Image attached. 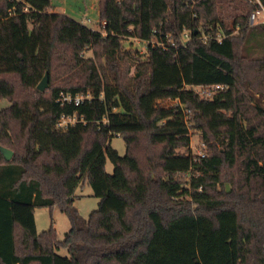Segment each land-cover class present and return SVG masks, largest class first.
<instances>
[{
	"label": "trees",
	"instance_id": "1",
	"mask_svg": "<svg viewBox=\"0 0 264 264\" xmlns=\"http://www.w3.org/2000/svg\"><path fill=\"white\" fill-rule=\"evenodd\" d=\"M218 2L98 0V22L106 21L101 30L52 11V0H0V99L11 102L0 109V124L9 132L12 120L24 138L23 150L11 160L0 150V264H57L55 252L62 248L71 264H252L253 256L264 264V126L243 112L253 82L228 20L233 18L243 37L260 35L263 44L264 23L250 22L255 0L230 11ZM129 37L140 38L147 51L142 61H134L136 71L126 83L120 63L131 57ZM87 49L94 57H85ZM61 52L69 73L55 87L39 90ZM257 62L264 68V59ZM214 85L224 88L211 98L198 90ZM20 89L37 95L19 97ZM63 95L89 97L77 105L64 102ZM163 100L174 103L161 106ZM63 115L80 121L60 127ZM191 129L202 133L208 149L211 139L218 145L211 155L178 152L190 148ZM96 132L105 133L106 142L66 193L64 185L88 151L83 143ZM63 133L82 136L80 150L66 158L68 167L58 168V175L40 171L38 162L52 160ZM119 135L127 145L125 155L111 143ZM157 145H162L158 157ZM2 146L15 148L8 139ZM239 158L238 192L212 199L207 180L219 181L223 166ZM184 173L190 174L187 180ZM84 181L100 198L88 218L74 205ZM15 203L32 209L58 206L71 228L61 239L52 224L36 235L42 252L21 253ZM23 237L28 246L27 234Z\"/></svg>",
	"mask_w": 264,
	"mask_h": 264
},
{
	"label": "rangeland",
	"instance_id": "2",
	"mask_svg": "<svg viewBox=\"0 0 264 264\" xmlns=\"http://www.w3.org/2000/svg\"><path fill=\"white\" fill-rule=\"evenodd\" d=\"M217 3L218 6H223L226 9L225 10H233L235 7L238 9L244 8L247 3L246 0H218ZM88 4V5H87ZM52 5L56 8H53L52 11H58L63 12L77 20H82L83 23L88 24L89 26L95 28V29H101L103 30V26L99 24V16L97 13L98 7H96L95 4L89 6V2L87 0H52ZM63 9H66L64 11ZM238 9L236 11H238ZM91 16L92 21L87 20V17ZM233 18L231 20H228V23L230 27L233 29L235 37L239 39V42L242 43V48L244 49L242 52H240L241 57L246 55L247 58L245 61H241L243 65L248 67L249 72L251 73L250 79L253 82V86L250 87L248 90L249 96L247 95L245 97V102L243 104V112L248 118L249 121L252 123L261 125V127L264 126V115H260V110L264 112V68L259 69V63L257 62L259 59H264V44L262 43V38L259 36L257 37H243V34L240 33L237 29L233 26ZM103 23V22H102ZM101 26V27H100ZM146 43L141 41L138 37H129L126 40V47L131 52V57L122 59L120 63V70L123 75L126 76V79L124 82H128L130 77H132L136 71V63L135 60L142 61L146 57ZM241 48V49H242ZM135 51L139 52V56L136 59L135 57ZM86 58L94 57L93 50L87 49L84 53ZM59 59H56L55 61V70L53 69L52 74L49 75V88L55 87L58 85L61 81H63L67 75L66 68L63 66L64 63V55L61 52ZM99 60V63H103L105 67L109 68L108 61L104 58L97 57ZM142 59V60H141ZM242 60V58H239V61ZM131 67L130 73H128L129 67ZM253 72V73H252ZM45 76V73L43 77ZM42 77V79H43ZM41 79V80H42ZM40 80V81H41ZM39 81V82H40ZM39 84V83H38ZM199 89V88H198ZM197 90V88H196ZM18 93L19 97H26L31 100L34 98L37 94L34 91H31L30 89H20ZM174 102L171 100H163L160 102L161 106L169 107L172 106ZM11 104L9 99L2 98L0 99V109L6 108ZM248 121V122H249ZM9 132H5L1 128L0 124V145H2V141L9 140L14 144V149H12L15 153L17 151L20 153L21 147L24 143V138L22 137L21 132H19V127L16 123H14L12 120L10 122ZM64 135V133L62 134ZM143 136H146L145 134H142L139 136V138L142 137V140H140L139 145L140 147H144L145 145V139ZM61 137V136H59ZM107 135L103 132H96L94 134H91L90 137L86 138L84 141V148L88 151L86 154L82 155L79 159L76 171L78 173H81V170L85 167L86 163L83 161L85 159H88L89 156L92 154L94 156L96 152L99 150L100 147L104 146L106 142ZM202 133L199 132L196 129H191V145L190 148H181L178 150V152L184 153L187 151H191L192 154L197 155L198 147L201 142ZM64 141L60 143V141L57 140L56 147H53V154H52V160L49 162H38V168L40 171H49L53 176L58 175L62 170L66 169L68 167L69 162H66V158L69 157L70 159L80 150L83 142V137L80 136V138H76L75 135H64L62 137ZM147 139V138H146ZM111 143L114 148H116L121 155H125L127 152V145L125 142L124 137L122 136H113ZM211 145H207L206 153L212 154L216 147L218 145L214 146L213 139H211ZM214 143V144H213ZM64 144L65 147H62ZM60 148L63 150V152H60ZM11 149V148H10ZM162 145H157L154 147V153L155 156L158 157L159 153L161 152ZM143 152V151H142ZM93 158V157H92ZM57 161V162H56ZM46 163H52L51 167H48L45 165ZM43 165V166H42ZM63 166V167H62ZM107 170L109 173L114 172V165L113 163L108 160L107 161ZM48 167V168H47ZM61 167V171L59 172ZM243 164L242 159L239 158L236 160L235 164L229 165L225 164L222 168V174L219 181H214L213 179H208L207 183L210 184V186L207 188L211 195L213 196L212 199L214 200H223L225 199V195L227 193H237L243 178ZM44 169V170H43ZM45 171V172H46ZM73 177V176H72ZM71 177V178H72ZM190 177L189 173L182 174V179L187 180ZM79 179V178H78ZM78 179H72L70 182H67L64 185V191L70 190L72 187L73 189V183L75 184L78 182ZM73 181V182H72ZM75 181V182H74ZM233 181V182H232ZM72 182V183H71ZM63 187V186H62ZM229 188V190H228ZM73 191V190H72ZM66 192V193H67ZM70 193V192H68ZM76 194L78 195L75 199L74 205L78 208L81 215L85 218H88L92 211L98 208L100 198L95 196L93 193V190L91 186L88 183H85V181L82 183V185L78 186L76 188ZM23 207H16L15 213H17V225H16V241H17V249L19 252H42V247L37 243L36 241V235L40 234L42 231L49 229L52 224L57 230V233L61 239L65 237V234L67 231L71 228V222L69 217L66 213L62 212L61 209L58 206L54 207H38L35 209L29 208L27 205H22ZM27 234L29 238V245L26 246L22 244V241L24 240L23 234ZM258 246H256L257 249ZM57 255V264H71L70 260H67V257H69L68 250L65 248H62L60 250H57L55 252ZM252 264H258L257 259L255 256H253L251 260Z\"/></svg>",
	"mask_w": 264,
	"mask_h": 264
},
{
	"label": "built area",
	"instance_id": "3",
	"mask_svg": "<svg viewBox=\"0 0 264 264\" xmlns=\"http://www.w3.org/2000/svg\"><path fill=\"white\" fill-rule=\"evenodd\" d=\"M256 4L258 5V7L251 13L250 16V22L251 24H261L264 23V5L261 2V0H255ZM88 22L92 21L91 16L87 17ZM106 25V21H103L102 26L103 28ZM205 39H207V37H205ZM221 40V38H220ZM224 86L222 85H214L211 88H199V92L204 96V97H213L214 95V91L218 90V89H223ZM88 96H84V95H76V96H70V95H63L62 99L63 101H68V102H72L74 101L77 105L81 104L85 98H88ZM78 121H80V119L76 116V115H63L58 122V125L60 127H68L69 125H74L76 124ZM83 121V119H82ZM207 144L205 141L201 142L199 147H198V151H197V156L200 157H206L207 153Z\"/></svg>",
	"mask_w": 264,
	"mask_h": 264
},
{
	"label": "water",
	"instance_id": "4",
	"mask_svg": "<svg viewBox=\"0 0 264 264\" xmlns=\"http://www.w3.org/2000/svg\"><path fill=\"white\" fill-rule=\"evenodd\" d=\"M49 86V72L47 71L45 73V76L43 77V79L39 82L38 84V89L44 91L47 87ZM250 89V88H249ZM0 150L1 152L4 154L5 158L7 160H11V158L13 157L14 151L10 148H7L5 146L0 145ZM229 190V188H228Z\"/></svg>",
	"mask_w": 264,
	"mask_h": 264
},
{
	"label": "crops",
	"instance_id": "5",
	"mask_svg": "<svg viewBox=\"0 0 264 264\" xmlns=\"http://www.w3.org/2000/svg\"><path fill=\"white\" fill-rule=\"evenodd\" d=\"M88 2H89V6L90 5H93V4H95L96 5V7H98V9H97V13H98V16H99V4H98V0H87ZM88 5V4H87ZM53 8H56L55 6H53L52 7V10H53ZM64 11H66V9H63ZM58 12V11H57ZM61 13H63V12H61ZM92 154L89 156V158L88 159H85L83 162L84 163H86V165H85V167L88 165V163L90 162V160L92 159ZM57 162V161H56ZM43 166V165H42ZM48 168V167H47ZM44 170V169H43ZM83 171H84V168L81 170V173H78L77 171H76V174L74 173V175H73V177L69 180V181H71L72 179H78L80 176H81V174L83 173ZM53 175V174H52ZM68 181V182H69ZM73 182V181H72ZM75 182V181H74ZM72 190V187L70 188V190H68V192H70ZM66 191V190H65ZM67 192V191H66ZM67 192V193H68ZM16 207H23L22 206V204H18V203H15V208ZM29 207V206H28ZM30 208V207H29ZM16 217H17V213H16Z\"/></svg>",
	"mask_w": 264,
	"mask_h": 264
}]
</instances>
